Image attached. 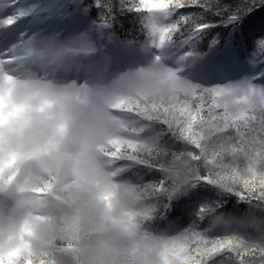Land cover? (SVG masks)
Returning <instances> with one entry per match:
<instances>
[{
	"label": "clouds",
	"instance_id": "clouds-1",
	"mask_svg": "<svg viewBox=\"0 0 264 264\" xmlns=\"http://www.w3.org/2000/svg\"><path fill=\"white\" fill-rule=\"evenodd\" d=\"M60 63L38 49L0 62V264H182L115 165L117 90L58 79ZM123 87L172 95L147 76Z\"/></svg>",
	"mask_w": 264,
	"mask_h": 264
},
{
	"label": "trees",
	"instance_id": "trees-1",
	"mask_svg": "<svg viewBox=\"0 0 264 264\" xmlns=\"http://www.w3.org/2000/svg\"><path fill=\"white\" fill-rule=\"evenodd\" d=\"M21 1L23 8L36 9L58 27L83 28L84 33L72 41L80 52L96 50L103 44L109 47L113 39L123 41L122 46L143 48L151 44L154 35L150 24L142 23L135 13L118 15L114 31H108L91 22L87 26L66 24L74 9L57 6L48 10L61 0ZM79 2L91 8L90 0ZM112 2L119 7V0ZM209 2L235 10L247 0ZM181 12L204 15L209 21L223 18L199 8ZM90 14L93 18L97 15L94 9ZM245 33L250 40L264 34V7L246 15L238 30H210L197 42L196 50L207 56L213 47L222 45L226 36L233 37L239 45ZM215 37L220 38V45H212ZM171 39L162 45L192 65L190 58L185 59L188 52L174 47ZM252 66H256V61ZM206 88L197 85L184 89L175 84L166 101L141 92L120 101L117 111L122 115V132L126 137L114 140L112 156L119 172L145 194L152 212L147 222L151 231L172 235L181 229H193L210 240L231 238V248L214 256L209 264H264V97L244 117L232 116L223 101L212 96L197 102L193 109L192 100L202 95L196 89ZM197 194L200 200L190 199ZM173 204H177L176 211H172ZM190 204L191 211H185ZM202 205L206 210L198 215L196 209ZM189 247L194 249L197 245L186 242L182 261L194 254L187 251Z\"/></svg>",
	"mask_w": 264,
	"mask_h": 264
},
{
	"label": "snow or ice",
	"instance_id": "snow-or-ice-1",
	"mask_svg": "<svg viewBox=\"0 0 264 264\" xmlns=\"http://www.w3.org/2000/svg\"><path fill=\"white\" fill-rule=\"evenodd\" d=\"M90 2L91 8L79 0H72L71 3H64L61 0V3L49 6L48 10L51 11L52 7L57 6L74 9L68 14L66 24L87 26L91 22L94 25L99 24L101 28L108 31H114L118 15L135 13L141 18L142 23L153 25V32L161 43L169 42V37H171L174 47H180L188 52V57L185 59H191L190 73L197 79L207 76L208 79L205 81L212 83L209 88L196 89L202 95H197L192 100L193 109L197 108V102H203L209 96L219 102L239 96L242 91L245 95L249 92L253 96L257 92L264 95V87H257L264 85V34H259L255 39L250 40L245 33V39L239 45L233 37L228 36L220 45V38L215 37L212 39V45L220 46L213 47L207 56L196 50L197 42L203 39L210 30L220 27H231L238 30L246 15L257 8L264 7V0H247L246 3L237 5L235 10L219 4H211L209 0H119L118 8L112 0H90ZM16 3L19 4L20 0H16ZM11 6L6 5V7ZM0 7H5V5L0 3ZM186 8H199L204 13L214 12L216 16L223 18L219 21H209L204 15L182 13L181 10ZM93 9L97 13L95 18L90 14ZM34 11V8L20 7L15 12L0 15V50H3L0 51V55L8 57L7 49L21 36V32L14 26L26 17L32 16ZM101 21L104 23H100ZM117 44L122 46L124 42L118 40ZM114 52L119 55L121 50L118 47L114 49ZM253 61H256L255 67L252 66ZM216 75L229 79L242 76L243 79H238L236 84H215L212 82V77ZM217 93L220 95L216 96ZM190 199L200 200L201 197L197 194ZM176 205H171L172 211L177 210ZM192 208L193 204L187 205L185 211H191ZM205 210L206 206L203 205L196 209L198 215H203ZM184 235L188 245L195 243L197 247L187 248L189 253L194 254L185 256L182 264H209L214 256L230 249L233 244L231 238L210 240L203 233L193 229H189Z\"/></svg>",
	"mask_w": 264,
	"mask_h": 264
},
{
	"label": "rangeland",
	"instance_id": "rangeland-1",
	"mask_svg": "<svg viewBox=\"0 0 264 264\" xmlns=\"http://www.w3.org/2000/svg\"><path fill=\"white\" fill-rule=\"evenodd\" d=\"M0 3L5 5V7H0V15L15 12L17 8L23 7L21 0L19 4L16 3V0H0ZM7 4L12 6L6 7ZM150 26L153 29V25ZM75 27H65L67 30L65 34L64 32L58 34L64 27H58L54 23L45 20V18L41 19L39 14L34 11L32 16L26 17L18 25L14 26L15 29L21 32V36L16 42V49L19 50V53L12 55L10 59L0 55V62L10 64L17 59L25 60L34 50L38 49L41 53H47L60 58L61 63L56 74L58 79L75 80L79 84L89 82L112 86L117 90V95L112 103V111L115 114L118 127L117 137H124L125 135L120 133L122 125L119 118H117L118 113L113 110V104L115 105L125 98L137 97L139 92H133L123 87V85L133 78L140 76L151 77L160 83L168 85L170 88L175 84L184 89L195 87L197 84L212 86V83L205 81L208 79L207 76H202L201 79L195 78L189 71L190 66H188V63L163 46L155 34L153 35L151 44L147 47L135 50L133 46H130L127 52L128 55L123 54L122 51L119 55H115L113 48L105 52L102 47L99 48V51L96 50L97 53L78 55L76 51L78 48L72 45V41L81 35V30H77ZM72 31L73 33H71ZM65 54L68 55L66 56ZM104 54L111 56L112 63L119 56L123 58V62L122 64L113 66L107 72L104 71L98 74L95 71V65L97 62L102 65V56ZM95 58L99 59L95 62L93 61ZM78 70L85 71V74L83 72L79 73ZM110 70L112 72L109 73ZM102 73L105 76L101 77ZM91 75H94L93 82L88 81L86 78V76L90 78ZM238 79H243V77L229 79L216 75L212 77V82L215 84H236ZM257 87H264V85H258ZM219 95L217 93V96ZM263 97L264 95H260L259 92L253 96L251 92L245 95L242 91L239 96L222 101L229 114L234 117H244L248 110L254 108ZM183 230L181 229L174 235L160 234L172 242L173 247L176 249L175 255H181L184 252L187 242L184 234L188 231L183 232Z\"/></svg>",
	"mask_w": 264,
	"mask_h": 264
},
{
	"label": "bare ground",
	"instance_id": "bare-ground-1",
	"mask_svg": "<svg viewBox=\"0 0 264 264\" xmlns=\"http://www.w3.org/2000/svg\"><path fill=\"white\" fill-rule=\"evenodd\" d=\"M8 54H9V53H8ZM12 55H13V54H9L7 58L10 59ZM7 64H9V63H7Z\"/></svg>",
	"mask_w": 264,
	"mask_h": 264
}]
</instances>
